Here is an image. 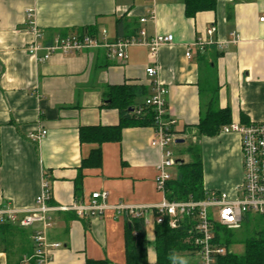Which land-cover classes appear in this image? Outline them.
Masks as SVG:
<instances>
[{
    "label": "crops",
    "instance_id": "0c3cea01",
    "mask_svg": "<svg viewBox=\"0 0 264 264\" xmlns=\"http://www.w3.org/2000/svg\"><path fill=\"white\" fill-rule=\"evenodd\" d=\"M262 17L264 0H216L215 10L192 18L186 15L185 0H0V210L15 209L22 217L35 208L45 176L53 207L87 203L93 193H108L102 214L81 218L74 211H59L50 215V227L39 222L13 232L10 250L0 241V264H15L17 252L33 249L37 231L49 245H61L50 249L53 264H127L131 219L115 206L152 208L165 199L155 185L162 159V150L151 144L155 129L129 127L121 142L104 144L102 166L83 170L77 194L82 161L96 148L81 144L80 129L118 125L119 111L107 107L105 94L120 85L144 86L151 94L153 79L146 72L151 66L159 69V80L168 89L179 139L190 140L189 133L210 108H230L233 123H241L242 115L248 124L264 122ZM213 26L216 32L209 36ZM88 27L110 44L148 42L156 35L175 40L160 45L156 57L147 45L129 46L125 60L109 56L105 46L73 55L56 53L46 62L28 52L33 43L49 45L58 35ZM201 41L204 45H197ZM41 130L49 132L43 140L30 139ZM198 139L205 190L235 198L243 183L240 135ZM145 218L148 262L155 264L156 213L149 210Z\"/></svg>",
    "mask_w": 264,
    "mask_h": 264
},
{
    "label": "built area",
    "instance_id": "2783aa9c",
    "mask_svg": "<svg viewBox=\"0 0 264 264\" xmlns=\"http://www.w3.org/2000/svg\"><path fill=\"white\" fill-rule=\"evenodd\" d=\"M33 10L28 13L29 23L33 25ZM146 22V18L142 19ZM264 22V17L261 18ZM216 32L213 26L208 30V35L212 36ZM103 34H106L104 31ZM141 35L145 38L146 32L142 31ZM173 35H156L150 41L145 39H132L118 41L117 43H107L100 41L97 37L89 35L87 32L72 33L67 35H58L49 45H39L33 43L29 46L28 52L39 62L49 61L50 57L56 53L73 55L87 49H97L104 47L108 50V55L117 57L118 60H125L128 55L125 49L132 45H147L151 49V56L156 57L160 45L173 44ZM197 45L203 46L204 43ZM191 58V53H187ZM148 76L153 79L152 93L145 100L148 107H152L156 112L157 125L155 128V137L151 144L162 150V159L157 167L156 187L157 190L164 194L165 199L159 205L154 207L147 206H126L118 205L115 209L120 214H126L131 220L142 218L145 224L146 212L154 210L156 213V223L163 224L166 218H170L169 226L176 229L180 226L185 217L196 218L195 224V243L198 250L200 264H217V257L226 255V249L214 243V223L228 228L237 230L243 225L246 215L257 214L264 217V122H253L250 124L232 123L223 127L222 134H238L241 137V149L243 155V183L238 195L231 198L227 193L218 191H206V198L202 201L188 202H169L166 198V183L172 178L170 170L177 164L173 158V153L169 149L170 145L176 144L179 139V133L175 131L176 121L170 116L169 105L167 101L168 89L159 80V69L156 66L148 67L146 70ZM142 109L135 111L137 115L142 113ZM46 130L32 133L30 139L40 142L47 135ZM42 193L36 198V207L23 212L15 209L0 210V222L11 223L20 228L26 229L33 227L39 222H43L45 227L52 224L50 215L55 212L63 211L76 212L81 218L93 217L102 214L106 208L103 202L108 198L107 192L93 193L89 202L74 203L71 206L53 207L52 188L45 176ZM146 219V221H145ZM35 243L34 254L25 257L22 264H28L34 261L36 264H53L50 254L51 248H59L60 244L49 245L46 236L37 231L33 237Z\"/></svg>",
    "mask_w": 264,
    "mask_h": 264
},
{
    "label": "trees",
    "instance_id": "16d2710c",
    "mask_svg": "<svg viewBox=\"0 0 264 264\" xmlns=\"http://www.w3.org/2000/svg\"><path fill=\"white\" fill-rule=\"evenodd\" d=\"M186 15L194 17L199 12L213 11L216 9V0H185ZM91 36L96 37V30L88 27L83 30ZM83 33V32H81ZM63 36V35H62ZM149 91L144 86L120 85L112 86L105 94L107 107L119 111L120 122L116 126H88L80 129L81 144L95 145L88 158L83 159L81 173L77 178L76 191H82L84 169H97L102 166V146L108 143H119L123 138V131L134 126L157 125L156 112L152 107H147L145 100L149 97ZM142 109L137 115L135 111ZM232 113L230 108H210L200 119L196 128L191 130L190 137L196 140L190 144L189 153L193 159L184 162L178 159L175 165L173 178L166 183V198L169 202L202 201L206 198V190L203 182L202 151L199 143L200 137L220 136L223 127L232 124ZM242 124L246 122L242 115ZM170 218H166L163 224H157L155 230V250L157 260L155 264H200L198 250L195 243L197 237L195 231L196 218L185 217L180 226L173 229L169 226ZM214 223V243L224 247L226 255L217 257V264H264V217L257 214L245 216L243 225L245 227L242 243L245 245L243 255L231 252L233 244L240 241L238 230L228 229L219 223ZM126 253L127 264H149L147 254V231L144 219L139 218L129 221L126 227ZM23 228L14 227L11 223L0 222V241L10 250L12 247L11 234L22 233ZM33 242V240H32ZM33 249L25 250L23 255L17 254L15 264H22L25 257L34 254ZM197 259V260H196ZM30 264H36L32 261ZM85 264H109V261L88 260Z\"/></svg>",
    "mask_w": 264,
    "mask_h": 264
},
{
    "label": "rangeland",
    "instance_id": "374dc122",
    "mask_svg": "<svg viewBox=\"0 0 264 264\" xmlns=\"http://www.w3.org/2000/svg\"><path fill=\"white\" fill-rule=\"evenodd\" d=\"M207 85L210 87L209 83ZM211 85L214 86V82ZM195 140L196 139L194 137H192V138L190 137V140H186L185 143H183V144H172V145H170L169 149L173 153V158L175 160L185 159L188 162H191L193 157L189 153L188 148L190 147V144ZM170 172L173 174L175 172V167H173L170 170ZM244 231H245V227H243L242 229H239L237 235L240 237V241L238 243L233 244L232 247L230 248L231 252H233L237 255H243L245 252V245L241 241L242 238L244 237L243 236Z\"/></svg>",
    "mask_w": 264,
    "mask_h": 264
},
{
    "label": "water",
    "instance_id": "95a60500",
    "mask_svg": "<svg viewBox=\"0 0 264 264\" xmlns=\"http://www.w3.org/2000/svg\"><path fill=\"white\" fill-rule=\"evenodd\" d=\"M185 141L184 140H182V139H178V141L176 140V144H183Z\"/></svg>",
    "mask_w": 264,
    "mask_h": 264
}]
</instances>
